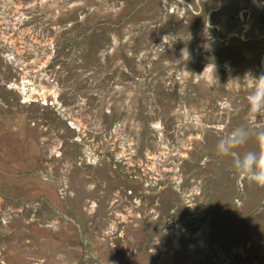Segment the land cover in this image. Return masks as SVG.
Returning <instances> with one entry per match:
<instances>
[{
	"label": "rangeland",
	"instance_id": "374dc122",
	"mask_svg": "<svg viewBox=\"0 0 264 264\" xmlns=\"http://www.w3.org/2000/svg\"><path fill=\"white\" fill-rule=\"evenodd\" d=\"M261 74L264 0H0V264H264Z\"/></svg>",
	"mask_w": 264,
	"mask_h": 264
},
{
	"label": "clouds",
	"instance_id": "9594fccd",
	"mask_svg": "<svg viewBox=\"0 0 264 264\" xmlns=\"http://www.w3.org/2000/svg\"><path fill=\"white\" fill-rule=\"evenodd\" d=\"M250 78L256 81L247 96L248 111L252 116L264 115V74ZM255 136L258 145H264V129H255L240 125L234 127L227 135L220 137L215 144V155L230 158L232 171L250 183L264 187V151H241L250 137Z\"/></svg>",
	"mask_w": 264,
	"mask_h": 264
}]
</instances>
